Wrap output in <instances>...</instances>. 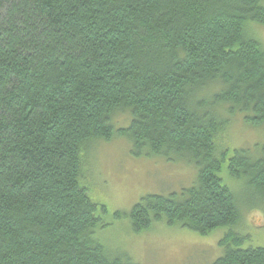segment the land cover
<instances>
[{
	"label": "trees",
	"instance_id": "obj_1",
	"mask_svg": "<svg viewBox=\"0 0 264 264\" xmlns=\"http://www.w3.org/2000/svg\"><path fill=\"white\" fill-rule=\"evenodd\" d=\"M262 26L264 0H0V264H137L95 238L90 164L118 135L196 170L133 206L134 233L226 228L214 264H264L220 177L233 119L264 131ZM249 149L229 174L264 201V143Z\"/></svg>",
	"mask_w": 264,
	"mask_h": 264
},
{
	"label": "rangeland",
	"instance_id": "obj_2",
	"mask_svg": "<svg viewBox=\"0 0 264 264\" xmlns=\"http://www.w3.org/2000/svg\"><path fill=\"white\" fill-rule=\"evenodd\" d=\"M257 33L264 47V26ZM242 120L234 118L225 134L231 149L220 177L236 193L239 206L250 208L244 216L245 230L240 231L247 238L243 247H264V201L245 181L232 178L228 169L234 149L250 148L252 154H258L264 143V131ZM93 155L90 166L96 177L95 183L93 179L91 183L97 187L91 197L106 207L105 211H97L100 225L96 240L114 253L128 255L137 264H214L224 255L220 242L229 230L226 228L201 235L179 225L159 222L141 234L132 231L130 211L144 196L186 189L196 181V170L188 162L168 163L160 156L136 158L127 138L119 135L111 142L96 145Z\"/></svg>",
	"mask_w": 264,
	"mask_h": 264
}]
</instances>
